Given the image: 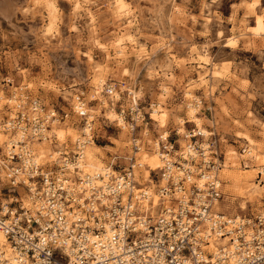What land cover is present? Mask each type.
<instances>
[{"label":"clouds","instance_id":"clouds-1","mask_svg":"<svg viewBox=\"0 0 264 264\" xmlns=\"http://www.w3.org/2000/svg\"><path fill=\"white\" fill-rule=\"evenodd\" d=\"M0 21V264H264V0Z\"/></svg>","mask_w":264,"mask_h":264},{"label":"built area","instance_id":"built-area-1","mask_svg":"<svg viewBox=\"0 0 264 264\" xmlns=\"http://www.w3.org/2000/svg\"><path fill=\"white\" fill-rule=\"evenodd\" d=\"M13 160H14V158H13ZM16 160H20V159H16ZM20 162H18V163H20ZM13 163H15V162L13 161ZM3 191H4L5 195H7V188H5ZM189 203L194 204V201H189ZM12 207H17V205L14 204V205H12ZM190 218H191V214H190ZM29 225H31V227H29ZM21 226L28 228L30 234L32 233L33 229H35L36 231H41L40 224L36 220L28 221L26 219L25 221H22ZM173 227H175V222H173ZM33 255H34V253L29 251V258L30 259L32 258ZM183 255L189 256L190 253L187 250H185L183 252ZM51 260L53 262H58V264H67L68 258L65 255H63L59 249H55L52 251Z\"/></svg>","mask_w":264,"mask_h":264},{"label":"rangeland","instance_id":"rangeland-1","mask_svg":"<svg viewBox=\"0 0 264 264\" xmlns=\"http://www.w3.org/2000/svg\"><path fill=\"white\" fill-rule=\"evenodd\" d=\"M224 11H225V12L228 11V9H227V5H225ZM0 23H3V22L0 21ZM4 26L7 27L8 25H7V24H4ZM107 131H108L109 134L111 135V134L113 133L114 130H113V129H108ZM175 139H176V137L173 136V137L170 138V141H171V142H175ZM97 143L100 144V145H103V144L108 143V142H107V141H97ZM16 159H19V157H15V158H14L13 161H14L15 163L20 162V160H16ZM221 159L223 160V157H222ZM152 176H153V179H156V175H155V173H152Z\"/></svg>","mask_w":264,"mask_h":264}]
</instances>
